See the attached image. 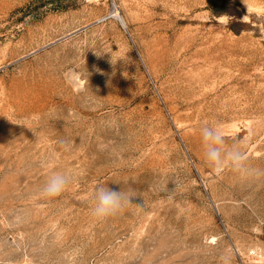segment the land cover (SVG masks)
Returning <instances> with one entry per match:
<instances>
[{"label":"rangeland","instance_id":"obj_1","mask_svg":"<svg viewBox=\"0 0 264 264\" xmlns=\"http://www.w3.org/2000/svg\"><path fill=\"white\" fill-rule=\"evenodd\" d=\"M0 264H264V0H0Z\"/></svg>","mask_w":264,"mask_h":264},{"label":"clouds","instance_id":"obj_2","mask_svg":"<svg viewBox=\"0 0 264 264\" xmlns=\"http://www.w3.org/2000/svg\"><path fill=\"white\" fill-rule=\"evenodd\" d=\"M206 160L211 169L219 174L224 168L231 167L234 171L245 170L246 156L236 144L225 146V136L219 127L204 126L201 129ZM67 178L63 174H56L50 178L44 188L48 196H57L65 188ZM127 194L121 190L116 191L108 187H99L95 193L96 204L93 215L98 218H106L119 212Z\"/></svg>","mask_w":264,"mask_h":264},{"label":"bare ground","instance_id":"obj_3","mask_svg":"<svg viewBox=\"0 0 264 264\" xmlns=\"http://www.w3.org/2000/svg\"><path fill=\"white\" fill-rule=\"evenodd\" d=\"M113 16H115L119 20L120 23H124L117 8L113 9Z\"/></svg>","mask_w":264,"mask_h":264}]
</instances>
